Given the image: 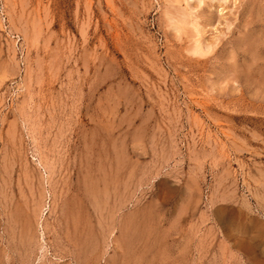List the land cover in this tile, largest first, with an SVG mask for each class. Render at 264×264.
I'll return each instance as SVG.
<instances>
[{
    "label": "rangeland",
    "instance_id": "obj_1",
    "mask_svg": "<svg viewBox=\"0 0 264 264\" xmlns=\"http://www.w3.org/2000/svg\"><path fill=\"white\" fill-rule=\"evenodd\" d=\"M0 264H264V0H0Z\"/></svg>",
    "mask_w": 264,
    "mask_h": 264
},
{
    "label": "bare ground",
    "instance_id": "obj_2",
    "mask_svg": "<svg viewBox=\"0 0 264 264\" xmlns=\"http://www.w3.org/2000/svg\"><path fill=\"white\" fill-rule=\"evenodd\" d=\"M186 1V0H185ZM188 1V0H187ZM190 2V1H189ZM188 3V2H187Z\"/></svg>",
    "mask_w": 264,
    "mask_h": 264
}]
</instances>
